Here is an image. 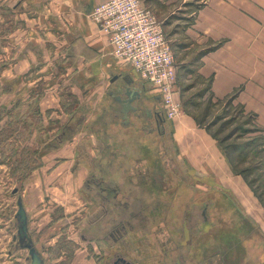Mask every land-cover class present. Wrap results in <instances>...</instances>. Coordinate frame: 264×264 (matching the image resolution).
Wrapping results in <instances>:
<instances>
[{"label":"crops","instance_id":"obj_1","mask_svg":"<svg viewBox=\"0 0 264 264\" xmlns=\"http://www.w3.org/2000/svg\"><path fill=\"white\" fill-rule=\"evenodd\" d=\"M102 1L0 0V99L4 97L7 109L12 111L35 109L43 118L53 114L68 115L67 123L62 125H69L70 130L76 126L99 125L97 129L108 132V140L106 145L97 148L98 155L91 158L94 161L90 160L94 171L113 163L115 168H110L111 176L123 181L125 188H133L147 197L164 196L168 194L166 185L169 182L170 188L175 187L173 181L166 183L167 173L172 177L174 171L164 169L160 176L157 169L153 170V165L157 164L156 140L147 142L138 135L142 128L136 120L131 122L133 114L129 115V124L121 121L119 105L113 98L114 89L100 93V84L111 64V46L89 18V12ZM141 1L162 21L172 45L178 74L174 98L181 100L194 84L199 85L207 101L215 106L225 103L239 107L250 117L252 127L264 133V0ZM129 69L135 78L125 75L127 83L143 95V86L135 87L133 83L136 79L145 83L132 68ZM118 77L113 74L110 83ZM65 93L73 98L65 105L72 107L68 112L61 104ZM105 100L109 102L104 103L98 116L92 118L90 113H85L87 108H99V103ZM79 111L83 118L76 117ZM116 126L122 128V138L111 136ZM163 126L174 149L172 157L181 165L184 175L197 180L198 190L204 194L206 191L225 194L235 204V208H231L225 201L205 202L206 219L187 248L188 262L264 264V205L235 170L221 141L187 108L166 119ZM80 131L78 129V133ZM72 138L55 152H62ZM75 150L63 159H58L60 155H57L51 169L43 163L36 176L30 179L32 184L42 186L40 201L43 196L50 204L60 202L58 204L66 210L73 207L76 213L89 212L91 201L88 202L86 195V202L82 199L84 181L89 173L78 176L80 159ZM68 163L69 172L52 178L54 171ZM161 179H165L161 183L163 186L158 183ZM29 196L34 197L31 193ZM23 206L29 231L33 234L36 230L39 234L41 228L33 224L45 214H38L34 219L29 213L30 206ZM94 210L91 208L89 217ZM0 218L4 216L0 214ZM61 220L60 216L55 217L53 227ZM53 230L49 234L52 242L61 235V228L59 232ZM81 240L87 241L88 235H81ZM254 255L256 262L251 259Z\"/></svg>","mask_w":264,"mask_h":264},{"label":"rangeland","instance_id":"obj_2","mask_svg":"<svg viewBox=\"0 0 264 264\" xmlns=\"http://www.w3.org/2000/svg\"><path fill=\"white\" fill-rule=\"evenodd\" d=\"M110 58L111 64L107 75L103 77V83L100 84L103 88H100V93L107 91L109 88L115 89V86H118L120 82H122V76L129 75L135 78V75L128 66L123 65L121 62L119 63L112 55ZM186 68L188 67L186 66ZM113 74L119 77L114 83H110L109 80ZM133 86H139V88L143 86L144 93L153 97L157 96L156 98L158 99L155 98L157 101L152 99L148 102L147 107L150 109L161 108V96L158 95L155 90L139 82L138 79L134 81ZM180 86H182L181 83ZM199 89H201V86L194 84L193 89H190L187 93L182 95L181 100H179L182 105V112L186 108L192 111L201 124L207 126L211 133H213L217 139L221 141L223 146L227 148L235 166L239 170L249 169V179L255 180L257 177L259 178L256 183H262V187L259 191L263 192L264 151L261 152L260 155L257 153L258 151L260 152L261 149H264V133L250 129L252 128L251 119L244 114L239 107L233 104L226 106L225 103L215 106V104L204 98V95H202L204 91L202 89L198 92ZM71 101H73V98H71L68 93H65L61 100L65 112L72 110L70 106L65 107V105ZM99 102L100 101L97 103ZM107 102H109V100L99 103V105H101L99 108L98 106H96L95 109L87 108L85 113H90L91 117L94 118L98 116L102 106ZM0 103V120L3 119L0 122V214L4 216V218H0V264H25L23 257L27 254V250L16 249L11 242L12 233L16 234L17 231L14 213L17 209L16 201L19 196L23 199L24 205L30 206L29 213L34 219L35 217L38 218V214H45L40 221L37 222L36 220L33 224V227L38 229L39 225L41 228L39 234L36 230L33 234L29 231L35 247L39 250L44 260V264H101V260H97L105 250L103 249L105 248V243L97 240H81V233L84 232L83 228L86 218L89 217L91 208H97L95 203L91 205L87 203L88 208H90L89 212L81 211L76 213L73 207L70 206L71 210H69L70 208L66 210L64 206L58 204L60 202L53 201L50 204L47 202V199L44 200L45 198L43 196L41 197L43 201H40L38 196L42 195L41 191H39L42 186L32 184V179L30 178L31 176H36L39 172V166L43 165V163L44 166L45 163H47L46 166H51V169L54 166V160L58 157L57 155H60L58 159H63L66 155H70L73 149H76V156L80 159L78 168H80L81 171L78 176H84L87 171L88 173L94 172V165L90 164V162L94 160H91V158L98 155V147L102 144L106 145V136L108 132H105L103 128L97 129L99 127L97 124L89 128L88 126H85V128L76 126L74 130H70L69 125L64 127L67 123H65V121L69 118L68 115L57 116L53 114L52 116L46 115L43 118L35 109L26 110L22 108L17 111L8 110L4 97L0 99ZM154 104H157V108H154ZM12 106L13 105H10V107ZM131 114H133L131 122L133 119L138 122V119L135 117L137 114L130 113L129 115ZM76 117L83 118L80 111ZM63 123L65 124L62 125ZM138 123L141 125V128L143 125L148 126L149 124L147 121L144 122L143 120H140ZM165 127L166 126H163L162 128V134H149L142 129L139 130L138 135L143 136L144 140L147 142L156 140L157 154L154 156H157V160H155L157 164H154L153 161V170L155 171V169H157L156 173L158 172L157 174L161 176L164 169L167 172L172 169L174 171V176L169 177L170 175L167 173L166 183L168 184L169 181H173L175 187L170 188L171 182H169V185H166L168 187L167 189H169L167 190V195H158L155 197L144 196L143 199L146 198V202L154 198L158 199L157 205L161 207V211L158 212V215L165 214L164 211L166 210L164 209L170 207L171 204L176 203V205H179L181 211L179 209L176 211L178 215L175 224L180 227V221L183 218L182 214H185L183 211L184 206L195 205L194 210L198 212V208H202L205 202H207L210 193L206 191L204 194L203 191H199L197 185L198 181L188 178L186 174L184 175L181 165L175 162V159L172 157V155H175L174 149ZM78 129H81L79 133ZM95 129L96 131H93ZM115 129L114 132L112 129L111 136L117 135V137L122 138V133L120 131L122 128L116 126ZM62 130H65L66 136L62 137L61 141L60 134L63 132ZM71 138L73 141L71 144L68 143L62 152H55V149L57 150L59 146ZM56 139L59 140L56 141ZM110 161L112 162V160ZM258 163L259 166H256ZM69 164L70 163L64 166L62 165L61 169L54 171L55 174L52 175V178L60 176L64 171L65 173L69 172ZM106 166L109 170L110 168H115L113 163ZM33 171H35L34 174L32 173ZM164 182L165 179L158 181L159 184ZM161 186L163 185L161 184ZM12 189H16L17 191L12 193ZM73 192H75V189ZM30 193L33 194L34 197L29 196ZM82 193L84 194V196L82 195V199L86 202L84 189H82ZM262 195L264 199V192ZM89 201L90 200H88V202ZM74 203L79 205L78 202ZM171 207H174V205H171ZM43 208L46 209L40 212ZM58 216H60L62 220L58 223L56 222L55 227H53L55 217L57 218ZM164 217L165 216L162 218ZM159 220H162L160 216ZM191 220H193V218H190V221ZM164 222L165 219L159 226L161 227L159 229H161L162 235L159 233V229L158 234L152 235L153 230L151 232L148 223H146L142 228L144 233L142 232L138 235L129 236L119 245H116L117 249L132 258L137 264H159L157 260L167 247V244L162 241V237H168L170 233V227L165 225ZM49 224L51 228H49ZM54 228L56 232H59L61 228V235L57 236L54 242H52L49 239V234L54 231ZM149 231L150 234H148ZM84 235L83 237H86L88 234L86 233ZM178 237H180L179 233L176 234V239ZM9 251L15 253L14 256L18 259H13V256L9 255ZM248 251L250 250L248 249ZM250 252H253V250ZM255 258H257L256 255L251 258L254 260L253 262L257 261ZM251 259L249 261H251Z\"/></svg>","mask_w":264,"mask_h":264},{"label":"flooded vegetation","instance_id":"obj_3","mask_svg":"<svg viewBox=\"0 0 264 264\" xmlns=\"http://www.w3.org/2000/svg\"><path fill=\"white\" fill-rule=\"evenodd\" d=\"M127 82H129L128 78L126 76H122V82H120V85L115 86L114 94L116 95L113 97L114 101L119 105L118 107L121 112V121L123 123L125 119L122 117V100L128 97V91L135 90L133 87H130V84ZM138 93L139 95L131 102V105L135 107V110H131L130 113L137 114L135 117L138 119V122L143 120L144 122L147 121L149 123L148 126H142L144 131H147L149 134H162L163 124L166 119L159 112L161 108H157V104H154V108L157 109H150L147 107L148 102L152 99H155L157 96H148L145 93L142 95L140 94L139 90ZM127 117L129 124V114H127ZM65 134V130H63L60 135L62 136ZM111 174L112 173H110V170L107 169V166H103L100 167L98 171L95 170L94 172L89 173L84 181L83 189L85 190V195L91 201V204L95 203L97 208L94 210L95 212L89 217L85 227L83 228L84 232L81 234L82 236H85L84 234L87 233L89 235L88 240L90 241L97 240L105 243V248H103L105 250L103 251V254H101V257H98L97 261L101 260V264H137L124 252L118 250L116 245H119L129 236L131 237V235L134 236L142 232L144 233L142 228L146 223H148L149 228L151 229L150 231L152 232L153 230L152 235L158 234V229L161 228L159 226L165 219L164 223L170 227V233L167 232L169 233L168 237H162V241L167 244V247L164 249L162 255H160V258L158 257L159 259L157 261L159 264H203L202 261H193L189 263L186 252L189 244L192 241L193 235L198 231L197 229L199 225L206 219V204H204L202 208H198V212L194 210L195 205H188L187 207L184 206L183 211L185 214H182L183 218L180 221V227H178L175 223L177 222L178 214L176 211L179 209V205H176V203L171 204L174 205V207H171L170 205V207L164 209L166 211L163 210L165 214L158 215V212L161 211V207L157 205V203L154 204V202H156L158 199L154 198L151 199V202H146L147 199H143L145 195L136 192V190L133 188H125L123 181L112 178ZM12 193H15L13 192V189ZM179 210L181 211V209ZM159 216L162 220H159ZM163 216L165 217L162 218ZM190 218H193V220L190 221ZM185 228L188 229L189 234L187 239H185L184 236ZM150 231L148 234H150ZM159 233L162 235L161 229H159ZM178 233L180 234V237L176 239V234ZM30 237L32 239L31 234ZM11 242L14 244L13 246H15L16 249L27 250V254L23 257L24 263L30 264L28 248L23 242L19 240L15 233H12L11 235ZM9 252V255L13 256V259H18L16 256H14L15 253L12 251Z\"/></svg>","mask_w":264,"mask_h":264},{"label":"built area","instance_id":"obj_4","mask_svg":"<svg viewBox=\"0 0 264 264\" xmlns=\"http://www.w3.org/2000/svg\"><path fill=\"white\" fill-rule=\"evenodd\" d=\"M89 18L106 37L112 56L161 96L160 114L165 119L179 115L174 51L153 9L141 0H104L92 7Z\"/></svg>","mask_w":264,"mask_h":264},{"label":"water","instance_id":"obj_5","mask_svg":"<svg viewBox=\"0 0 264 264\" xmlns=\"http://www.w3.org/2000/svg\"><path fill=\"white\" fill-rule=\"evenodd\" d=\"M116 78V77H114ZM128 97L123 101L122 105V114L123 119L128 122L127 114L131 110H135V107L131 105V102L139 95L138 90H132L127 92ZM16 189H13V192H16ZM15 219L17 221V232L19 240L24 243L28 248V253L30 256V264H44V260L40 255V252L35 247L28 231V216L23 206V201L21 196L17 198V211L15 213ZM185 239L189 237L188 229L185 228L184 231Z\"/></svg>","mask_w":264,"mask_h":264},{"label":"trees","instance_id":"obj_6","mask_svg":"<svg viewBox=\"0 0 264 264\" xmlns=\"http://www.w3.org/2000/svg\"><path fill=\"white\" fill-rule=\"evenodd\" d=\"M177 80H178V77H177ZM198 120V119H197ZM199 121V120H198ZM250 129H252V130H257L258 131V129H256L255 127H252V128H250ZM66 135H62V136H60V140L62 141V137H65ZM59 139H56V141H58ZM224 148H225V150H226V152H227V155L229 156V158H230V161H231V163H232V165H233V167L235 168V170L240 174V175H242L243 176V178L246 180V182H247V184L251 187V189L253 190V192H254V194L256 195V197L259 199V201L261 202V204L262 205H264V199H263V195H262V193L264 192H260L259 190H260V188L262 187V183H256V181L259 179L258 177L254 180V179H249V175H250V173H249V169H245V170H239L236 166H235V164L232 162V159H231V156H230V154H229V151L227 150V148L224 146ZM264 151V149H261L260 150V152L258 151V155H260L261 154V152H263ZM256 166H259V163L256 165ZM218 197V198H217ZM208 200L209 201H211L212 203L213 202H215V203H220V202H222V201H225V202H227L229 205H230V207L232 208H235V204H234V202L227 196V195H225V194H221V195H215V193L214 192H210V195L208 196ZM208 203V201L206 202V204Z\"/></svg>","mask_w":264,"mask_h":264},{"label":"bare ground","instance_id":"obj_7","mask_svg":"<svg viewBox=\"0 0 264 264\" xmlns=\"http://www.w3.org/2000/svg\"><path fill=\"white\" fill-rule=\"evenodd\" d=\"M107 92V91H106Z\"/></svg>","mask_w":264,"mask_h":264}]
</instances>
